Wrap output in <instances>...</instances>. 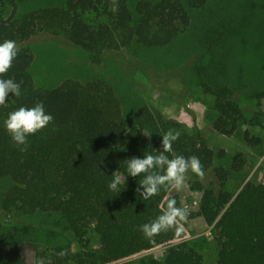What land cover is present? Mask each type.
<instances>
[{
    "label": "trees",
    "instance_id": "trees-1",
    "mask_svg": "<svg viewBox=\"0 0 264 264\" xmlns=\"http://www.w3.org/2000/svg\"><path fill=\"white\" fill-rule=\"evenodd\" d=\"M21 1L0 0V43L15 40L20 48L12 67L0 78L22 82L21 96L9 94L6 106H0V181L10 180L0 200L5 212L61 214L67 223L65 233L78 241L80 249L72 252L54 246L49 264H112L183 237L176 228L153 239H146L138 230L162 214L168 200L175 199L176 206L182 207L181 196L172 188H161L158 195L143 200L136 192L143 174L127 177L126 184L119 186L120 193L108 187L113 172L128 175L127 159L159 154L162 136L169 129L181 132L172 152L167 153L169 158L196 156L203 166V179L188 173L191 188L200 193L199 208L192 216L200 215L218 229L217 264H264V183L247 180L238 191L226 188L231 170L215 164L217 155H226L225 149L217 152L199 129L188 131L181 121L150 104L136 110L130 125L120 95L106 79L83 82L67 78L47 88L38 86L31 74L34 53L30 43L43 36L83 47L97 65L107 59L134 64L182 100L168 85L177 70L149 61L144 50L172 44L191 24L192 10L203 7L207 0H116L115 8L108 6V0H67L64 5L17 16ZM129 52L132 59L127 57ZM190 64L178 70L185 80L188 70V82L213 96L216 130L239 134L243 123L263 124L259 117L246 115L232 85L207 73L208 62ZM153 74H160V80H154ZM255 97L264 99V89L257 90ZM36 103H43L53 121L30 135L27 151L21 152L3 121L19 107ZM243 139L251 146L262 142L261 136L249 130L244 131ZM245 164L243 152L233 156L232 169ZM91 231L99 236L95 246L91 245ZM61 250H68V255L59 257ZM0 264H25L20 238L5 229L1 214ZM145 264L205 262L198 249L180 242L167 247L162 261L151 257Z\"/></svg>",
    "mask_w": 264,
    "mask_h": 264
},
{
    "label": "rangeland",
    "instance_id": "rangeland-1",
    "mask_svg": "<svg viewBox=\"0 0 264 264\" xmlns=\"http://www.w3.org/2000/svg\"><path fill=\"white\" fill-rule=\"evenodd\" d=\"M66 1L23 0L17 5L16 15L64 5ZM115 3L116 0H108L111 8H115ZM191 14V24L172 44L144 50L149 61L170 71L177 70L168 85L182 100H177L163 85L154 83L134 64H120L107 59L102 65H97L83 47L43 36L30 43L34 53L31 74L38 86L47 88L55 87L67 78L83 82L106 79L120 95L130 125L141 105L156 106L167 116L181 121L188 131L199 129L217 152L222 148L226 150L225 156L217 155L215 159L216 165H224L231 170L226 188L238 191L247 180L264 183V99L255 97L257 90L264 89V0H207L203 7L193 9ZM127 55L129 59L134 57L130 52ZM194 61L208 62L210 69L207 73L232 85L240 94L246 115L259 117L263 124L243 123L239 134L216 130L213 127V96L188 82V70L186 80L178 70ZM158 75L153 74L152 78L159 81ZM245 130L261 136L262 142L257 146L249 145L243 139ZM238 152H243L246 164L235 170L232 169V161ZM188 179L181 190L172 189L181 196L182 207L189 212L187 220L176 227L177 231L184 233L183 237L112 264H145L151 257L162 261L167 247L180 242L198 249L205 264H217L220 248L218 229L215 224L206 223L202 216H192L199 208L200 193L191 188ZM9 183V179L0 181V199ZM0 214L5 229L13 230L19 236L25 264H41V261L49 264L54 246L62 245L72 252L80 249L78 241L65 233L67 223L58 212H5L0 200ZM89 236L92 246L99 244V236L94 231Z\"/></svg>",
    "mask_w": 264,
    "mask_h": 264
},
{
    "label": "clouds",
    "instance_id": "clouds-1",
    "mask_svg": "<svg viewBox=\"0 0 264 264\" xmlns=\"http://www.w3.org/2000/svg\"><path fill=\"white\" fill-rule=\"evenodd\" d=\"M19 51L20 48L15 40H4L0 43V77H3L12 67ZM21 83H17L13 79L0 78V106H6L9 94L15 97L21 96ZM52 121L53 116L46 113L43 103H36L32 107L21 106L10 112L3 124L15 146L24 152L29 146L28 137L42 131ZM180 136L179 130L169 129L162 136L159 154H146L143 158L132 157L127 159L126 170L128 175L125 177L118 171L113 172V180L108 185L109 189L120 193L119 186L126 184L127 177H138L143 174L144 178L139 181L136 192L140 194L143 200H148L158 195L161 188L181 190L189 172L203 179L205 172L198 157L186 158L177 155L170 159L167 155V153L172 152V145ZM188 215V209L177 207L176 200L170 199L166 202L162 214L150 223L141 225L138 230L146 239H153L162 232L176 228L178 223L185 222ZM57 255L63 258L68 255V250H61ZM41 264L44 262L41 261Z\"/></svg>",
    "mask_w": 264,
    "mask_h": 264
}]
</instances>
